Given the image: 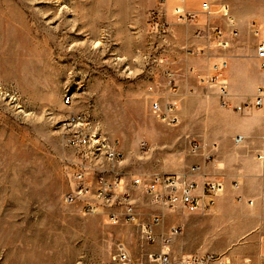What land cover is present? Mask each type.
Here are the masks:
<instances>
[{
  "label": "rangeland",
  "instance_id": "obj_1",
  "mask_svg": "<svg viewBox=\"0 0 264 264\" xmlns=\"http://www.w3.org/2000/svg\"><path fill=\"white\" fill-rule=\"evenodd\" d=\"M160 1L0 0V264H113L118 244L126 247L132 264H150L149 254L161 250L160 244L146 239L145 228L153 224L146 216L114 224L105 213L84 214L83 201L65 204L64 196L75 185L71 172L78 151L67 147L62 126L74 114L83 120L82 130L102 135L117 149L120 141L127 152L138 147L143 155L149 152L142 140L147 128L187 127L205 134L190 137L198 148L212 142L206 132L212 130L213 112H200V119L184 120L181 126H170L153 112L157 97L152 82L162 75L159 66L167 65L151 48L162 35L150 22ZM189 1V9L199 10L198 1ZM222 2L230 6L229 18L215 5V15L196 19L216 22L217 45L226 54L213 65L227 64L218 71L213 66L204 80L211 96L215 88L227 91L231 82L248 85L251 92L244 98L250 106L245 107L253 126L255 112L264 117V105H256L258 96L264 102V69L256 58L264 42V0ZM176 3L167 1L166 19H174ZM240 61L245 66L233 68L231 63ZM67 92L74 97L70 105L64 103ZM188 106L194 111V104ZM183 109L178 103V111ZM208 154V162L213 161L216 152ZM251 154L256 158L260 153ZM107 180L115 185V179ZM89 181L86 199L96 200L99 185L96 179ZM231 181L234 187L243 183ZM136 189L149 195L142 186ZM257 197L224 203L222 208L213 205L205 214L195 212L200 215H194L193 229L176 227L184 247L171 254L208 257L215 263L224 259L230 264H264L257 250L264 191ZM107 205L105 212L112 207L113 212L124 211L114 199ZM212 231L216 239L204 247Z\"/></svg>",
  "mask_w": 264,
  "mask_h": 264
},
{
  "label": "crops",
  "instance_id": "obj_2",
  "mask_svg": "<svg viewBox=\"0 0 264 264\" xmlns=\"http://www.w3.org/2000/svg\"><path fill=\"white\" fill-rule=\"evenodd\" d=\"M168 21L170 26L166 34L161 35L158 40L154 39L151 47L153 55L159 57L161 63L167 64L159 66L162 75L159 80L152 82L155 89L153 95L157 97L153 105L159 103L162 108H166L175 104L174 112L180 120L175 126H181L184 120L188 122V120L200 119L198 118L200 112L203 116L213 112L212 130L206 132V135L211 136L212 142L205 143L203 148L200 144L198 148L194 144L195 140H191L190 137L205 134L197 130L190 131L187 127L147 128L142 137L149 147L147 155L141 154L138 147L127 152L125 142L120 141L119 150L125 156L116 170L120 173L118 177L120 185L124 189H131L137 218L142 221L146 220L143 218L146 216L152 223L155 217L160 218L159 223H153L151 226L158 245L164 239L171 238V248H177L181 253L183 242L180 240V234L172 235V229L176 227L193 229L194 215L200 213H192L184 205L169 207L156 203L149 195L148 197L139 193L138 190L141 189L132 186L133 179L141 176L179 174L188 181L196 183L198 194L204 193V184L208 179H222L226 189L222 199L219 203L216 201L214 205L222 208V204L237 199L250 201L264 191V162L251 154L264 153V117L255 112V123L252 126V118L249 115L251 111L248 112L245 107L250 106V103H246L247 98H244L251 92L248 85L235 86L231 82L227 86L226 97H222L217 88L214 89L213 96L207 92L208 85L204 79L207 80L206 77L211 74L213 64L226 55L217 45L218 39L214 30L216 22L204 21L200 18L189 26L182 27L171 18ZM231 65L233 68L245 66L241 61ZM185 77L189 81H184ZM224 101L227 106L224 105ZM178 103L184 107L180 112ZM190 104H194V111L189 108ZM200 105L202 108L199 110ZM194 147H197L196 150ZM201 148L202 151L199 150ZM209 150L216 152V157L211 162H208ZM138 165H142L145 169H140ZM231 179H243V183H238V186L234 187ZM258 200L259 198L256 201ZM263 203L264 201L260 204ZM146 210L148 214L144 213ZM116 211L123 213L120 208ZM217 227L218 225L214 226V230ZM211 238L216 239L213 231L206 237L204 247L209 246L210 243L207 242ZM257 250L259 260L264 262V224L258 236Z\"/></svg>",
  "mask_w": 264,
  "mask_h": 264
},
{
  "label": "built area",
  "instance_id": "obj_3",
  "mask_svg": "<svg viewBox=\"0 0 264 264\" xmlns=\"http://www.w3.org/2000/svg\"><path fill=\"white\" fill-rule=\"evenodd\" d=\"M168 0H161L160 6L153 10L150 14V22L154 30L161 32L162 36L167 32L170 26L166 15L168 12ZM199 2V10L189 9L193 4L189 0H177L173 7L172 15L174 22L180 25H187L197 19L200 14L208 16L215 15V5H219V13L227 18L230 17V6L222 0H196ZM214 6V7H213ZM166 19V20H165ZM221 34V30L216 29ZM256 58L260 61L261 67L264 69V42L259 45L256 51ZM222 66L214 65L215 70H220ZM220 95L226 97L228 92L225 88L220 89ZM74 97H66L64 95V103L72 104ZM224 105L227 103L224 101ZM256 105L262 107L264 105L262 96L256 99ZM176 105H168L162 108L159 103L153 105L155 114L161 121L168 125H178L179 118L175 115ZM62 126L66 129L65 135L66 145L70 149L78 151L76 160L73 161L75 168L71 172V179H74L75 185L73 189L64 196L65 204H73L78 200L85 202L83 205L84 214L105 213L109 220L116 224L120 221L136 222L137 216L133 199L129 195V191L125 192L120 185L117 172V164L122 162L123 156L117 149L116 144H111L108 139L96 132H87L82 130L83 120L81 117L70 114L62 122ZM117 143V142H116ZM148 145L144 144V148ZM196 150V148H194ZM259 161L264 162V153L257 155ZM89 179H96L99 187L96 190V200L87 201V194L90 192ZM107 179H115V185L109 183ZM94 181V180H93ZM91 181V184L92 182ZM134 187L142 186L146 193L156 202L169 207L176 205H184L188 211L205 214L209 212L215 204L217 197L225 191L223 181L209 180L204 184V193H197V185L190 182L179 174L168 176H152L134 178ZM238 186V182L236 183ZM117 188V191L114 190ZM125 192V193H124ZM124 193V194H123ZM118 201L120 206L124 207L123 213L113 212L112 209L105 212V207L112 200ZM159 217H155L153 223H158ZM146 239L149 242L156 243L157 239L152 233L151 227L145 228ZM178 234V229H172V235ZM161 250H155L149 254L150 264H211V258L208 257H185L181 255L171 254V238H166L160 243ZM113 264H132V258L123 244H118L114 255L112 256ZM215 264H230V261L219 259Z\"/></svg>",
  "mask_w": 264,
  "mask_h": 264
},
{
  "label": "bare ground",
  "instance_id": "obj_4",
  "mask_svg": "<svg viewBox=\"0 0 264 264\" xmlns=\"http://www.w3.org/2000/svg\"><path fill=\"white\" fill-rule=\"evenodd\" d=\"M66 97H73V96H72V93L67 92ZM225 189H226V187H225ZM224 192H225V191H224ZM224 192H223V193H224ZM223 193H222V194H223Z\"/></svg>",
  "mask_w": 264,
  "mask_h": 264
}]
</instances>
